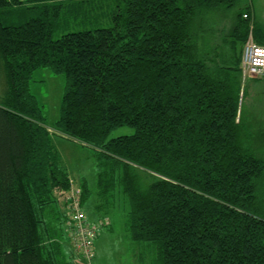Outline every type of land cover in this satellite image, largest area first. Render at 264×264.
I'll use <instances>...</instances> for the list:
<instances>
[{"label": "trees", "instance_id": "trees-1", "mask_svg": "<svg viewBox=\"0 0 264 264\" xmlns=\"http://www.w3.org/2000/svg\"><path fill=\"white\" fill-rule=\"evenodd\" d=\"M251 33L264 45L241 0H0V264H75L58 202L72 179L31 92L39 69L66 77L53 129L96 151L100 200L128 198L126 230L153 264H264ZM125 126L135 133L108 140Z\"/></svg>", "mask_w": 264, "mask_h": 264}, {"label": "rangeland", "instance_id": "rangeland-1", "mask_svg": "<svg viewBox=\"0 0 264 264\" xmlns=\"http://www.w3.org/2000/svg\"><path fill=\"white\" fill-rule=\"evenodd\" d=\"M104 4V10L107 12L114 3ZM252 4L256 11L258 22L264 24V0H241V5ZM98 16V23L107 26L110 22L103 17L100 11L95 12ZM94 23H87L84 26H78L74 30L94 29ZM66 87V77L64 75H55L49 69H39L33 75L31 82V92L43 107V112L47 120V125L53 134V144L59 153L63 167L69 172L73 188L81 190L84 181L88 182L92 191V196L86 204L85 211L90 221H98L100 217L108 218L110 224L103 228L95 245V257L91 264H153L156 255L150 248L131 240L126 230L127 216L130 210L128 198L121 192L116 191V198L108 201L100 200L98 195V173L96 151L84 146L80 142L72 139H61L57 137L53 127L60 118V107L63 93ZM1 91V90H0ZM244 109L253 122L259 135H264V80L248 81V97L245 100ZM135 130L129 126L114 130L108 140L130 136ZM260 153L264 154V137L259 140ZM58 202L60 209L67 214L62 199ZM104 204V209L99 211V206ZM56 206L53 207L55 209ZM57 209V208H56ZM46 214L48 223H57L52 207ZM106 215V217H104ZM68 239V238H67ZM69 241V239H68ZM67 254L73 256L75 264H84L75 256L69 241ZM71 249V250H70Z\"/></svg>", "mask_w": 264, "mask_h": 264}, {"label": "built area", "instance_id": "built-area-1", "mask_svg": "<svg viewBox=\"0 0 264 264\" xmlns=\"http://www.w3.org/2000/svg\"><path fill=\"white\" fill-rule=\"evenodd\" d=\"M241 70L244 82L264 78V45L258 44L252 33L244 45ZM81 194V190L73 188L72 181L69 191L58 192L59 199L63 200L67 209L65 229L72 249L80 262L91 264L95 257V241L109 220L90 221L82 206Z\"/></svg>", "mask_w": 264, "mask_h": 264}, {"label": "crops", "instance_id": "crops-1", "mask_svg": "<svg viewBox=\"0 0 264 264\" xmlns=\"http://www.w3.org/2000/svg\"><path fill=\"white\" fill-rule=\"evenodd\" d=\"M53 134H55V133H53ZM56 135H57V137H60L61 139H65V138H63L62 136H60V134H59V133H57V132H56ZM65 140H66V139H65ZM100 219H103V218H102V217H100ZM100 219H99V220H100Z\"/></svg>", "mask_w": 264, "mask_h": 264}]
</instances>
